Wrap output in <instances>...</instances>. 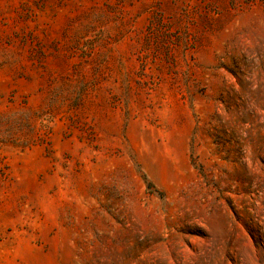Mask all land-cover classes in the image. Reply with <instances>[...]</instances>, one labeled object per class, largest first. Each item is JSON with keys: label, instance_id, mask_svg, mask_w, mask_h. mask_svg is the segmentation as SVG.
Instances as JSON below:
<instances>
[{"label": "rangeland", "instance_id": "obj_1", "mask_svg": "<svg viewBox=\"0 0 264 264\" xmlns=\"http://www.w3.org/2000/svg\"><path fill=\"white\" fill-rule=\"evenodd\" d=\"M0 264H264V0H0Z\"/></svg>", "mask_w": 264, "mask_h": 264}]
</instances>
